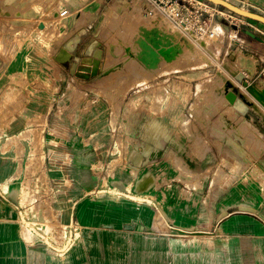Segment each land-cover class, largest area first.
Returning a JSON list of instances; mask_svg holds the SVG:
<instances>
[{
  "label": "rangeland",
  "instance_id": "1",
  "mask_svg": "<svg viewBox=\"0 0 264 264\" xmlns=\"http://www.w3.org/2000/svg\"><path fill=\"white\" fill-rule=\"evenodd\" d=\"M226 1L264 16V0ZM96 53L87 82L72 66ZM248 55L258 66L240 83ZM261 93L264 24L208 0H0V203L21 224L3 251L23 257L3 264H193L165 249L264 237ZM113 173L116 187L90 182Z\"/></svg>",
  "mask_w": 264,
  "mask_h": 264
},
{
  "label": "crops",
  "instance_id": "2",
  "mask_svg": "<svg viewBox=\"0 0 264 264\" xmlns=\"http://www.w3.org/2000/svg\"><path fill=\"white\" fill-rule=\"evenodd\" d=\"M246 75L247 74H245V76ZM84 80H87V82L90 81L89 79H84ZM70 82L74 83L77 81H75L74 79H70ZM77 84L79 83L77 82ZM117 129H120V126L118 128L113 129L115 138L118 137L117 133L120 134V130L116 131ZM140 132L141 130L138 131V133ZM112 142H114V139L112 140ZM118 175L119 173H113L112 176L107 174L106 176L95 174L92 175L93 179L90 182L93 184L95 188H99L103 185L105 186V184H107V186L116 187L113 181L118 177ZM134 193L138 194V196L144 195L142 194V189L140 186L138 187L137 191H134ZM81 196L82 195L78 194L77 196L74 197L73 201H76L74 203V208H76L77 204L80 202ZM184 196L187 200L186 203L187 207L191 206L190 205V201L192 198L191 194L189 192H183V194L182 193L178 194V209H180V207L186 206L184 203L186 200H182ZM1 200L2 197H0V202H3ZM110 202H114V201H110ZM7 204L8 203L6 204L0 203V264H3L4 261L19 262L22 261L23 258L21 255L15 252L7 255L6 252L3 251L4 244L6 245L7 242L11 244V240L12 243H17L20 237L19 225L21 224L19 221L16 220L18 215L17 209L14 210L13 208H11L10 204L8 205ZM131 205L135 206L136 208L140 206L141 208H143L144 206H146V204L141 205V203L137 201H132ZM4 214H7L6 218L4 217ZM107 216H110V214H108ZM11 217L13 218L16 217V218L10 219ZM137 220L139 219H136V222L138 223L139 221ZM98 222L99 220L93 221L94 224ZM106 224L113 225V222H108ZM185 226L189 228V225H185ZM8 227L11 228L10 229L11 235L8 233V229H7ZM240 229H243V227H241ZM248 229L254 232L257 229V225H250ZM252 232L250 234H253ZM238 234H239L238 236L231 238H211V239H200L196 241L190 240L191 241L190 243H186L184 245L180 243V246H185L186 249L178 250V248H174L171 251L165 249L166 252H171V255L167 254L166 257L172 256L173 259L177 261L178 259L185 256L187 262L188 263L192 262L193 264H264V237H258L256 235L253 236L254 234L251 236H243V234L240 233ZM197 245L203 247L208 246L209 249L198 250L197 248L196 249L190 248ZM180 251L182 252L179 254ZM4 255H6V258L4 257Z\"/></svg>",
  "mask_w": 264,
  "mask_h": 264
},
{
  "label": "water",
  "instance_id": "3",
  "mask_svg": "<svg viewBox=\"0 0 264 264\" xmlns=\"http://www.w3.org/2000/svg\"><path fill=\"white\" fill-rule=\"evenodd\" d=\"M210 2H213L215 4L221 5L232 12L241 15L243 17L249 18L251 20H255L258 22H261L264 24V16L260 15L258 13H254L248 10H245L237 5H234L226 0H208ZM82 41V36L81 34H76L71 40H69L61 49L59 56L57 57V60L63 63L65 66L68 65L70 59L72 58L73 52L78 48L80 42ZM100 56V54H95V59H83L82 65H79L78 62H74L72 66V70L77 68L79 70L77 72L78 75L81 77H84L86 79H89L91 76H96L98 75L99 72V66H100V61L97 58ZM244 77L245 75L243 73H240L237 75V80L240 83L244 82ZM227 98L230 100L231 103L234 104V107L236 108L237 111H239L241 114L247 115L248 110H249V104L245 102L235 91H232L227 94Z\"/></svg>",
  "mask_w": 264,
  "mask_h": 264
},
{
  "label": "bare ground",
  "instance_id": "4",
  "mask_svg": "<svg viewBox=\"0 0 264 264\" xmlns=\"http://www.w3.org/2000/svg\"><path fill=\"white\" fill-rule=\"evenodd\" d=\"M140 21V20H139ZM85 32V30H81L79 33L81 34V35H83V33ZM95 45V44H94ZM91 49L93 48V46H91L90 47ZM188 51H187V53H185L184 55H182V56H180L181 57V61L184 63V64H187V61L186 60H184V59H188V61H190V62H195L196 63V61H192V57L191 56H188ZM239 56V55H238ZM239 59H240V61H241V63H242V65L246 68V74H253L254 72H255V70H256V67L258 66V64H257V60L253 57V56H251V55H248L247 57H242V56H240L239 57ZM205 61V60H204ZM184 67V66H183ZM185 68H186V66H185ZM227 69V68H226ZM225 75V74H224ZM206 87V86H205ZM205 87H203V89H205ZM163 88L161 87V90H162ZM157 90V89H156ZM160 89L158 90V91H161ZM164 91V90H163ZM205 92V91H204ZM158 93V92H157ZM166 93V92H165ZM165 93L164 92H160L159 94H158V98H159V100H161V99H163V97L165 96ZM203 92L202 91H200L199 93H198V95H200L201 97L203 96ZM157 95V94H156ZM154 97H156L155 96V94H154ZM199 97V96H198ZM154 99H156L157 101H158V103H159V100L157 99V97L156 98H154ZM259 99L264 103V93H261V94H259ZM163 100H161V102H162ZM230 101V100H229ZM252 104L254 103V102H251ZM233 104V103H232ZM234 105V104H233ZM254 106H255V109L258 111V112H260L261 111V108H260V105L259 104H257V103H254L253 104ZM156 107H157V104H156ZM158 108H159V106H158ZM235 108V107H234ZM236 109V108H235ZM159 110V109H158ZM244 115V114H243ZM32 137L30 136V133H27V132H25L24 133V139L23 140H25V141H30V140H33V139H31ZM43 141L42 142H44V136H43V139H42ZM120 142V141H119ZM196 142V145L197 144H199V141H195ZM120 144V143H119ZM194 144V143H193ZM192 147H196V146H193L192 145ZM200 150V149H199ZM195 151H198V148H196V150ZM201 151V150H200ZM199 151V152H200ZM197 153V152H196ZM45 155L44 156H42V161L44 162V160H45ZM185 163V162H184ZM183 167V166H182ZM219 175V174H218ZM34 204V203H33ZM34 208L35 207H31V209L30 210H32V212H33V210H34ZM29 228V227H28Z\"/></svg>",
  "mask_w": 264,
  "mask_h": 264
}]
</instances>
